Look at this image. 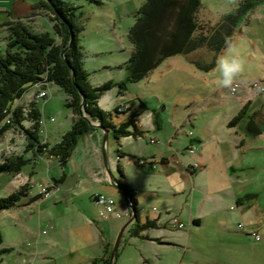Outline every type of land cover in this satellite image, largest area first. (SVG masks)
Here are the masks:
<instances>
[{"label": "rangeland", "instance_id": "1", "mask_svg": "<svg viewBox=\"0 0 264 264\" xmlns=\"http://www.w3.org/2000/svg\"><path fill=\"white\" fill-rule=\"evenodd\" d=\"M42 1L0 0V52L3 56L4 52H9L11 44L9 40L10 27L14 29L17 24H23L32 33L48 35L56 43L60 41L56 37L54 29L59 21L63 22V19L56 14L55 7H52L45 0ZM68 1L69 7H77V13L82 14L84 31L80 43L85 54L83 68L88 73L90 85L100 87L124 81L127 78L124 64L128 61L132 52L128 32L134 25L136 13L145 0ZM243 1L246 0H202V6L196 14V19L205 28L214 26L222 16L238 7L239 3ZM248 1L254 2L255 0ZM247 14L236 28L229 48L224 51V56L219 60V65L214 72L200 73L187 64L182 56L177 55L173 58L180 61L179 66L186 73L188 72L187 75L194 77L191 79L192 81L194 79L192 85L200 90V98L202 99L205 96V99H207L206 107L203 106L202 110L209 111L212 108H217L220 118L233 106L240 91H245L247 93L246 98L251 99L254 94H257L256 91L251 89V86L253 83L263 80H259L258 78L263 77L258 76L264 75V64L259 58V51L264 47V28L257 29L254 24L251 26L246 25L249 19V14ZM240 30H243L244 35L240 34ZM249 40L256 41L258 49L257 59L251 63L243 60V55L249 51L248 45H252L249 44ZM236 54H240L241 60L233 66V58ZM187 60L198 61L203 66H207L212 61V54L206 48H202L190 54ZM166 66L167 62H164L158 67V70H164ZM154 71L155 69L149 73V76ZM175 73L180 75L183 71ZM169 85H171V82H169ZM237 87H240L238 92L232 94L230 89ZM44 88L45 90L49 89V92H47L48 98L45 102L40 101L36 104L33 100L34 95ZM138 89L145 96L144 100L146 102L153 101L157 105L158 111L163 112L167 104L158 103L163 102L162 99L157 101L155 98H149L148 95L153 89L147 90L137 83L127 84L123 90H120L116 85L104 91L99 98L98 106L105 113H110L115 107L116 97H119L118 92L123 100L132 101L135 95L139 94ZM181 93L186 95L183 92ZM168 98L171 99V97ZM257 98L260 101L264 100V91ZM65 104L66 95L59 88L51 85L46 76H43L33 86H29L24 90L13 108L8 109V111L3 110L0 115V164L11 162L14 167H17L15 156H21L26 161L18 173H0V199L7 198L19 191L27 194L20 199L16 206L0 211L2 236L0 249L13 245L17 252L22 254L21 256L16 252L11 255L3 254L0 258V264H25L22 261L23 259L28 260L27 262L30 264L29 259H32L33 255L36 256L32 264H89L84 255L87 254V251L79 246V240L75 236L76 222L73 218L74 214L69 213L70 215L67 214V217H59L54 211L49 214L46 213L45 217H40L38 214H31L33 210L29 211L28 209L24 212L20 210L21 212L20 214L18 212L17 216L27 221L19 223V225L16 223L19 219H15V214H13L15 213L14 209L29 206L34 201L31 200L33 197L40 195L46 198L54 194L58 187L57 182H60L61 179L56 170V167H58L56 162L49 166L48 163L37 156L49 155L44 145L49 143V146H53L70 129L73 115ZM36 107H38L41 114L39 124L31 115L33 108L36 109ZM167 111V114H169L171 108H167ZM204 116H207V114L198 117ZM49 117L54 119L49 121ZM17 119H20V121ZM187 130L194 132L188 126ZM31 131L38 133V141L40 142L39 147L33 145L32 150L27 149V134ZM114 151L110 152V157L113 156ZM106 153L108 156V149ZM126 161L127 159L124 160V162ZM256 163L257 168L252 172L250 171V174L246 176L242 174L241 180L247 178L248 188L257 190V193L260 192L259 202L261 207L264 208V158L256 156ZM124 168L126 172H132L130 169H136L130 166H124ZM105 179L107 180V176H105ZM22 181L24 182L20 183ZM241 183L244 184L245 182ZM15 186L17 191L13 188ZM42 187L48 192L47 195L41 194L40 189ZM133 187L142 191V187L136 185V183ZM155 187L161 189L157 203L155 205H150V203L141 205V202L139 209H151L152 206L160 208V204L164 203L163 201L170 204L165 199L171 201L176 199V205H180L177 198L167 196L165 185L157 183ZM29 196H32L31 199L25 200L27 203L23 204V200ZM160 199L162 200L160 201ZM114 200L120 209L123 208V211L126 209L125 199L120 192L115 193ZM93 208L91 215L97 218V213H95L97 208L95 206ZM145 210L140 211V218L145 215ZM226 214L230 216L226 217ZM235 214L236 212L230 210L229 207L226 209V213H222L230 228L225 235H223V232L219 234L213 230L197 228L191 233L189 242H186V234L189 233L186 228L184 230L164 228L161 231L156 230L150 233V236H167L163 237L164 244H159L161 241L159 239V241L145 239L149 234L148 232H142L139 236H135L126 231L119 243L115 264H264V232H259L262 239L261 242H256L250 235L244 234L238 229V224L244 222L239 215L235 216ZM40 230H46L47 234L38 238L37 235ZM25 231H28V233ZM117 235L118 233L112 246ZM26 242H30L32 246L25 250L23 243L26 245ZM168 242L170 244H167ZM35 244L38 247L34 248ZM107 257L108 252L103 259L107 260ZM93 262L96 263L97 260Z\"/></svg>", "mask_w": 264, "mask_h": 264}, {"label": "crops", "instance_id": "2", "mask_svg": "<svg viewBox=\"0 0 264 264\" xmlns=\"http://www.w3.org/2000/svg\"><path fill=\"white\" fill-rule=\"evenodd\" d=\"M255 2L248 12L249 19L246 25L254 24L257 29L264 28V0H255ZM242 31L239 32L244 35ZM249 44H252L248 45L249 51L243 55V60H246L247 63L255 62L258 52L256 41L249 40ZM228 48L229 46L226 49ZM226 49L217 55L215 66L209 71L198 70L190 64L185 56H178H182L185 62L196 71L208 74L215 71ZM259 55L260 61L264 64V47L259 51ZM174 57L161 63L167 62L166 69L158 70L160 64L150 76L137 83L147 90L153 89L148 95L149 98H155L157 101L162 99L163 102L158 103L167 104L163 112L158 111L157 105L153 101L146 102L145 96L139 89V94L137 93L132 101L123 100L118 92L119 97H116L115 107L110 112L111 121L116 126L133 120L136 128L141 131V134L136 137L128 136L115 139L109 130L108 168L116 179L132 189L138 218V222L131 224L126 231L136 224L151 222L154 226L143 231V233H149L145 239L161 240L159 244H164L163 237L167 236H150V233L156 230L161 231L164 228L172 230L186 228L189 232L186 234V242L190 241L191 233L197 228L213 230L219 234L223 232L225 235L230 228L222 213H226V209L229 207L230 210L236 212L235 216L239 215L244 222L238 224V229L244 234L255 229L260 233L264 232V208L259 202L260 192L257 193V190L248 188L247 178L241 180L242 174L246 176L257 168L256 156L264 158V100L260 101L257 98L260 94H254L251 99H247V93L240 91L235 98V103L223 117H219L217 108L203 111L202 107H206L207 99L205 96L200 98V90L192 85L194 79L193 81L191 79L194 77L187 75L188 72L181 69L180 61L173 59ZM240 60V54H236L233 58V66ZM182 71L183 73L180 75L174 74V72ZM258 77H263L258 79H263L259 82L264 87V75ZM117 105H124V107L126 105L123 113H116ZM167 108H171L169 114H167ZM243 108L245 111L240 121L234 126H229V122ZM202 114H207V116L198 117ZM187 126L194 132L188 131ZM256 126L259 129L257 134L252 132V129L257 128ZM193 145L196 147L195 152L189 154L188 149ZM101 146L102 133L98 129H93L80 138L64 165H61L57 157L46 154L37 156L49 166L56 162L58 165L56 170L61 180L57 182L58 187L54 194L46 198H37V195L31 199L32 196H29L22 203L26 204L25 200H29V198L34 201L29 206L14 209L15 213H13L15 214L14 218L19 219L16 222L18 225L27 220L20 219L17 213L20 214L21 211L24 212L28 209L29 211L33 210L31 214H38L40 217H45L46 213L54 211L59 217L69 213L74 214L75 236L79 240V246L87 251V254L84 255L89 264H101V260L107 256V251L112 248L116 234L131 216L127 203L125 202L126 209L123 211L116 201L114 213L108 218L101 219L98 214L95 218L91 215L93 206H95L91 202V197L94 194L99 193L114 199L115 193L119 192L105 179ZM111 151H114L112 157H110ZM125 159H127L126 162H124ZM139 159H153L155 170L150 167L138 166ZM118 165L121 167L122 176L118 173ZM124 166L136 169L126 172ZM135 183L142 187V191L133 187ZM157 183L165 185L167 196L177 198L180 205H176V199L175 201L165 199L170 204L163 201V204L159 203V209L154 206L151 209H139L141 202V205L157 203L161 191L155 187ZM13 188L17 191L16 186ZM37 192L39 194V190ZM143 210L146 211L145 215L140 218V211ZM225 216L230 215L226 214ZM173 219H177L183 227H173L171 225ZM239 225H242V228H239ZM39 226L41 227V224ZM25 232L28 233V231ZM46 234V230H40L37 237ZM24 245L23 243L25 250L32 246L30 242H26ZM36 246L37 244L34 245V248ZM3 249H9L10 252L7 253L9 255L18 253L13 245ZM21 255L19 254V256ZM35 256L33 255L32 259H29L30 264L34 262ZM184 256L185 254L183 258ZM94 260L97 262H93ZM22 261L28 264V260L23 259Z\"/></svg>", "mask_w": 264, "mask_h": 264}, {"label": "trees", "instance_id": "3", "mask_svg": "<svg viewBox=\"0 0 264 264\" xmlns=\"http://www.w3.org/2000/svg\"><path fill=\"white\" fill-rule=\"evenodd\" d=\"M50 1L63 18V22L59 21L54 29L56 37L60 39L58 43L48 35L30 32L23 24H17L14 29L10 27L9 52H4V56L0 52V115L3 110L8 111L13 108L27 87L33 86L36 81L46 76L51 85L56 86L66 95L65 106L73 115L70 129L61 136L60 140L53 146H49V143L44 145L48 154L57 157L61 165H64L71 156L80 138L94 129L82 118L83 111L92 121H97L110 130L115 139L128 136L136 137L141 134L133 120L116 126L111 121L110 113H105L99 108L98 100L104 91L116 85L120 90H123L127 84L138 83L147 78L149 73L168 57L183 55L188 58L190 54L202 48H206L212 54L210 65L203 66L198 61L189 62L198 70H211L216 64L217 55L229 46L236 28L256 3L255 1V3L248 0L243 1L239 3L238 7L222 16L217 24L205 28L196 19V14L202 6V0H145L136 13L134 25L128 32L132 52L124 64L127 78L117 84L114 83V85L111 83L93 87L88 81V73L83 68L85 54L80 43L84 31L82 14L77 13V7H69L68 0ZM42 2L44 3V1ZM70 30L73 32V39L70 48L65 52V59L75 72V84L72 83L70 68L61 57V52L69 41ZM197 32L199 33L196 34ZM44 90L45 88L42 89V91ZM81 95L84 96V109L80 107ZM47 98L48 95L46 98L38 100L34 98L33 100L38 104L40 101L45 102ZM118 106L116 113H118ZM124 109L121 113L124 112ZM244 111L243 108L228 125L237 124ZM31 115L39 124L41 114L38 107L33 108ZM53 119L49 117V121ZM17 120L20 121V119ZM251 124L249 125L252 126ZM35 132L31 131L27 134V149L32 150L33 145L39 147L38 133ZM252 132L257 134L258 127L255 130L252 129ZM15 158L17 167H14L11 162L8 164L5 162L0 164V172L18 173L26 161L21 156H15ZM117 170L122 176L119 165ZM118 181L134 203L132 189L122 181ZM25 190L27 191V188ZM25 194L23 191H19L7 198H1L0 211L16 206ZM37 198H41V196L39 195ZM91 202L94 205L93 196ZM153 226V223L147 221L145 224H136L130 228L129 232L139 236L143 231ZM111 250L112 248L107 251V260L102 259L101 264L107 263ZM9 252V249H0V258Z\"/></svg>", "mask_w": 264, "mask_h": 264}, {"label": "water", "instance_id": "4", "mask_svg": "<svg viewBox=\"0 0 264 264\" xmlns=\"http://www.w3.org/2000/svg\"><path fill=\"white\" fill-rule=\"evenodd\" d=\"M45 1H47L52 7H54V5L52 4V2L50 0H45ZM54 10H55V8H54ZM55 12L61 19H63L61 17V15L59 14V12L57 11V9L55 10ZM72 39H73V32L70 30V38H69V41L66 45V48L61 52V57L63 58L64 63L70 68L72 83L75 84V72L70 67L69 62L65 59V56H64L65 52L71 46ZM79 93H80V91H79ZM80 107L82 109H84V96L83 95H81ZM82 118L84 120H86L92 128L98 129L101 131V133H102L101 156H102L103 169H104L105 175L107 176V181L110 185L115 187L123 195L125 202L127 203L129 210L131 212L130 218L126 221V223H124V225L121 227V229L118 232V235H117L115 242L112 246V250H111V253L109 255L108 261L106 263V264H115L118 246H119V243L121 241L123 234L126 232V230L128 229V227L131 224H133L134 222L135 223L138 222L136 207H135V204L133 203V201L131 200V198L127 195L124 188L119 184L118 179L115 178V176L112 174V172L108 168L107 153L106 152H107V145H108V139H109V130L107 128L103 127L99 122L92 121L91 118L85 113V111L82 112Z\"/></svg>", "mask_w": 264, "mask_h": 264}, {"label": "built area", "instance_id": "5", "mask_svg": "<svg viewBox=\"0 0 264 264\" xmlns=\"http://www.w3.org/2000/svg\"><path fill=\"white\" fill-rule=\"evenodd\" d=\"M251 87H252L251 89L256 91L257 94H260L264 91V87H263L262 83H260V82L253 83V85ZM239 88L240 87H237L235 89H230V91L232 94H235L236 91L238 92ZM47 91H48V89L44 90V91H42V90L38 91L34 95V98L36 100L46 98L48 95ZM123 109H124V106L119 105L117 112L121 113L123 111ZM188 152L190 154H193L195 152V147H191L190 149H188ZM137 164L140 167H150L151 169L155 170V161L154 160L139 159L137 161ZM40 191H41V194H45V195L48 194V192L43 187H42V189H40ZM93 201H94V204L97 208L98 217H100L101 219H106L114 213L115 200L113 198H111L109 196H105L103 194H98L96 196H93ZM171 225L173 227H177V228L183 227L182 224L179 223L177 219H173L171 221ZM239 228H242V225H239ZM248 235H250L256 242L261 241V235H260L259 231L256 229L249 231Z\"/></svg>", "mask_w": 264, "mask_h": 264}]
</instances>
